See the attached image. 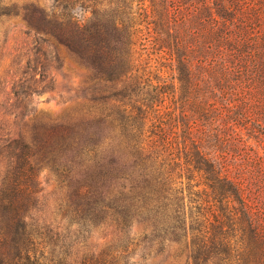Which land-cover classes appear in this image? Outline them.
Wrapping results in <instances>:
<instances>
[{
	"label": "trees",
	"instance_id": "obj_1",
	"mask_svg": "<svg viewBox=\"0 0 264 264\" xmlns=\"http://www.w3.org/2000/svg\"><path fill=\"white\" fill-rule=\"evenodd\" d=\"M60 4L95 22L59 17L61 34L74 29L63 44L119 86L117 110L90 128L87 205L120 241L144 226L141 242L175 245L186 264H264V0ZM21 150L18 175L0 184V264H62L28 221L36 170ZM127 243L90 264H117Z\"/></svg>",
	"mask_w": 264,
	"mask_h": 264
},
{
	"label": "rangeland",
	"instance_id": "obj_2",
	"mask_svg": "<svg viewBox=\"0 0 264 264\" xmlns=\"http://www.w3.org/2000/svg\"><path fill=\"white\" fill-rule=\"evenodd\" d=\"M61 2L0 0V184L18 175V156L28 146V162L36 170L28 221L33 230L48 235L52 246L44 249L49 259L62 264L109 261L107 255H118L128 239L135 245L120 252L117 264H186L175 245L166 244L159 253L155 244L141 242L144 226L130 228L120 241L122 234L87 205L91 197L81 185L94 140L90 128L106 109L117 110L119 86L107 83L63 44L74 29L65 25L61 34L57 19L70 12ZM76 13L81 24H95L80 7L70 12ZM162 75L171 79L174 72Z\"/></svg>",
	"mask_w": 264,
	"mask_h": 264
}]
</instances>
